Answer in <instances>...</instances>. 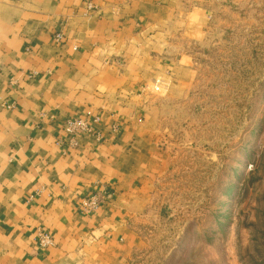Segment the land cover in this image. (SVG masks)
Returning <instances> with one entry per match:
<instances>
[{"label":"crops","instance_id":"obj_1","mask_svg":"<svg viewBox=\"0 0 264 264\" xmlns=\"http://www.w3.org/2000/svg\"><path fill=\"white\" fill-rule=\"evenodd\" d=\"M205 18L197 0H0V264H138Z\"/></svg>","mask_w":264,"mask_h":264},{"label":"rangeland","instance_id":"obj_2","mask_svg":"<svg viewBox=\"0 0 264 264\" xmlns=\"http://www.w3.org/2000/svg\"><path fill=\"white\" fill-rule=\"evenodd\" d=\"M197 6L206 35L191 47L186 97L164 110L165 165L137 263L264 264V0Z\"/></svg>","mask_w":264,"mask_h":264},{"label":"built area","instance_id":"obj_3","mask_svg":"<svg viewBox=\"0 0 264 264\" xmlns=\"http://www.w3.org/2000/svg\"><path fill=\"white\" fill-rule=\"evenodd\" d=\"M55 39L56 41H61L63 39V36L61 34H58L55 36ZM162 85H163L162 82H160V84L156 83L154 89L156 91H159ZM89 128L90 127L88 125V122L84 118H74L66 123V130L68 132H76L79 130H89ZM99 204H100V200L96 196L85 199L83 201V205L86 210L97 208ZM38 242H39V245L44 248L52 246L54 244L53 237L50 235V233L44 230L38 231Z\"/></svg>","mask_w":264,"mask_h":264}]
</instances>
